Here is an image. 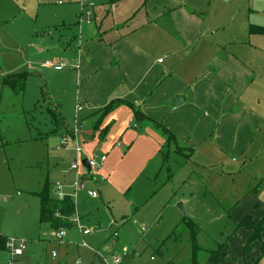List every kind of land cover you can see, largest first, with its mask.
Segmentation results:
<instances>
[{
	"label": "crops",
	"instance_id": "1",
	"mask_svg": "<svg viewBox=\"0 0 264 264\" xmlns=\"http://www.w3.org/2000/svg\"><path fill=\"white\" fill-rule=\"evenodd\" d=\"M17 1L20 5L22 0ZM51 1L30 11L27 1L20 9L11 0H0V22L12 16L31 21L27 27L16 24L13 35L0 26V190L9 185L8 173L15 172L12 144L27 142L35 152H28L27 159L35 174L39 222L48 232L44 242L35 239L27 244L20 261L83 264L79 250L88 247L81 245L80 237L86 243L93 230L83 235L87 226L78 213L98 199L108 206L125 204L134 213L161 211L176 197L172 185L191 178L194 164L205 173L222 168L229 175L251 174L233 209L237 228L217 253L220 262L210 263L245 264V245L253 232L238 229L237 224L247 216L256 223L264 221V0L242 4L238 26L223 30L229 14L224 7L214 10L220 0H93L95 6H86L82 17L81 0L61 2L53 12ZM6 4H12V16L5 15ZM47 62L61 67H47ZM40 73L49 81L45 99L41 83L38 88ZM31 97L34 108L50 105L58 118L49 108L56 127L46 132L34 128L26 117L28 135L22 140L21 135L8 134L1 123L12 114L7 108L17 100L25 113ZM77 121L84 126L82 171L89 169L87 159L92 154H108L82 190H76L77 172L71 169L78 157L71 134ZM63 139L68 146L62 145ZM119 142L122 145L117 147ZM219 174L227 176L223 171ZM57 183L73 202L70 219L77 214L81 226L63 227L62 243L55 237L60 228L42 223L38 195L49 191L56 200ZM90 191H98L99 197H92ZM0 235L15 237L1 231ZM263 242L264 232L247 254L260 258L258 264H264ZM53 252L58 253L56 258ZM2 256L0 264H7L3 245Z\"/></svg>",
	"mask_w": 264,
	"mask_h": 264
},
{
	"label": "rangeland",
	"instance_id": "2",
	"mask_svg": "<svg viewBox=\"0 0 264 264\" xmlns=\"http://www.w3.org/2000/svg\"><path fill=\"white\" fill-rule=\"evenodd\" d=\"M11 1L13 7L17 6L20 9H23V5L27 1L30 11L32 8L39 9V4L45 2V0H22L18 5L17 0ZM61 2L69 3V0L51 1L49 6L52 12L57 6H61L58 5ZM219 4L214 6V10H221V7H224L229 14V17L226 18V24L221 29H234L238 26L239 13L244 9L242 4L249 5V0H220ZM11 5L6 4V16H12L10 14L14 12ZM35 13L37 14L36 11ZM234 15L238 16L235 22L232 21ZM14 17L4 18L5 22H0V26L2 25L9 35L16 33L14 27L16 24L21 23L25 27L31 24V21L24 17ZM43 19L44 16L40 17V21ZM0 21L2 20L0 19ZM10 53L11 51L8 54ZM38 77L40 78L38 88L41 83V92L43 99H45L47 94H50L49 81L44 79L41 73ZM32 88L37 90V84ZM28 89L29 86H27ZM18 91L22 92L23 89H18ZM31 99L33 102H29V106L26 105L25 107L27 109L26 115L17 100L14 106L7 108L11 110L12 114L7 115L6 120L1 123L8 134L12 133L14 137L21 135L22 140H26L28 135L23 124L26 117L34 128H40L46 132L56 127L53 122L54 115L56 119L58 118V112L55 111V108L42 103L41 106L34 108L32 105L34 98L31 97ZM4 102H7L6 97ZM4 108L6 107L4 106ZM49 108L55 112H52L54 115ZM35 131L31 129L32 133ZM10 150L14 155V161L11 164H13L15 172L8 173L9 185L6 189L0 190V231L8 236L25 240L28 246L29 243L30 245L33 244L35 239H41V242H44L48 232L45 229L46 226H41L39 222L40 201L33 194L35 174L31 171L32 162L29 158L27 159L30 157L28 152H35L31 151V146L27 142H15ZM191 165L193 166L190 169L191 178H187L185 182L176 179L178 182L172 185L176 188V197L172 201V205L163 208L161 211L151 213L147 209H139L134 213L129 206L127 209L125 204L124 206L117 202L108 206L103 205L98 199L95 200L94 205L89 204L84 212L78 213L83 217L82 224H85L87 229L93 230L91 236L85 238L87 245H89L88 249L79 250L83 264H99L98 257L94 255L96 250L105 254L109 251L112 252L123 260L122 264H194L192 258L193 242L185 217H188V220L199 227V234L196 239L197 244L201 246L197 252L198 263L204 264L209 258V251L217 250L219 245L227 244V237L237 228L233 215L234 206L241 196L240 189L243 182L247 180V177H251V174L229 175V172L222 168L216 169L218 173L213 168L205 173L200 170L199 166ZM171 166L173 170V163ZM220 171H223L227 176H221ZM13 177L14 184L12 183ZM178 199L181 200L176 202ZM180 203H183L187 215L179 210L178 205ZM172 209H175L177 216L172 214ZM123 220L126 222L124 223ZM178 227L182 229L180 240L168 241L167 246L164 247V242ZM74 230V234L77 235L79 230L77 228ZM116 232L119 236L113 238V234ZM80 240L82 245L81 237ZM3 259H5L4 256L0 258L1 263L4 262Z\"/></svg>",
	"mask_w": 264,
	"mask_h": 264
},
{
	"label": "built area",
	"instance_id": "3",
	"mask_svg": "<svg viewBox=\"0 0 264 264\" xmlns=\"http://www.w3.org/2000/svg\"><path fill=\"white\" fill-rule=\"evenodd\" d=\"M81 6H82V10L80 13L81 14L80 17H82L83 15L82 13L86 6H90L93 8L95 6V3L93 0H81ZM46 66L47 67H55V66L58 67L59 65L53 62H47ZM78 107H79L78 108L79 112L83 110V107L81 105H79ZM83 129H84V126L82 125V123L77 121V124L71 133L72 138L76 143L75 151L76 153H78L77 159L73 162L71 166V169L77 172V179H76V182L74 183L76 190L86 189V185H87L86 182L88 181L89 176H93L94 171L100 170L108 159V154L106 153L104 154L94 153L92 154V156L88 157L87 159L89 169L86 171H82V167H83L82 157L84 155L83 147H82V141L84 138ZM68 144H69V141L67 139L62 140V145L64 147L68 146ZM121 145H122L121 142H119L117 144V147H120ZM89 193L94 198L99 197L98 191H90ZM55 194H56L57 200H64L66 198L67 195L64 191V186L62 184L57 183ZM57 217L59 218L62 216L57 214ZM68 221L74 226H76L77 228L81 229L80 218L78 217L77 214H75V216L72 219L69 218ZM91 232L92 230H88V229L82 230V233L84 236L90 235ZM65 236H66V230H64L63 227H60V229L55 234L56 239L58 240L59 243L60 242L62 243ZM118 236L119 234L117 232L113 234V238H117ZM82 245L84 247H89V245H87V243L85 242H83ZM5 248L8 252V259L6 261L7 264H23L20 261V257L23 256V254L28 248L27 243L24 240H20L15 237L7 238L6 243H5ZM96 253H97L98 260H99V264H121L123 261L119 256L114 255L110 251L107 252L106 254L100 253L99 251H96ZM57 256H58L57 252L52 253L53 258H56ZM78 263H82V261L78 260Z\"/></svg>",
	"mask_w": 264,
	"mask_h": 264
},
{
	"label": "trees",
	"instance_id": "4",
	"mask_svg": "<svg viewBox=\"0 0 264 264\" xmlns=\"http://www.w3.org/2000/svg\"><path fill=\"white\" fill-rule=\"evenodd\" d=\"M25 78L22 80V82L25 81ZM5 84H8V82H5ZM21 85H23L22 86L23 88L24 84H21ZM38 195L40 197V200H42V209H41L42 219L41 221L43 224L49 223L55 229H59L60 227H66L70 225V222L68 221V219L72 216L73 210H74L73 202L70 199L65 198L64 200H57V199L54 200L50 196L49 191H43V193H40ZM57 214L61 215L62 217L58 218ZM184 219L187 223V226L190 228V232H191V239L193 242V249H192L193 263L199 264L197 260V252L200 250L201 246L198 245L196 242L197 236L199 234V227H196L194 223L188 220V217H185ZM237 226H238V229L246 227L253 232L248 242L245 245V251H244V255L246 256L245 264H258L260 261V258L253 259L247 256V254L253 249L254 243L258 240L260 241V236L262 232H264V221L261 220L259 223H256L251 218V216H247L244 218L243 221L238 223ZM181 231H182L181 227H178L174 232H172V234L164 242L165 243L164 247L167 246L168 241L180 240ZM6 240L7 238H4L3 236L0 235V248H2V245L3 247L5 246ZM219 246L220 247L217 250H214L213 252L210 253L211 258L208 264L220 262L221 257L217 253H220L222 248L225 247V245H219ZM263 253H264V247L262 249V254Z\"/></svg>",
	"mask_w": 264,
	"mask_h": 264
},
{
	"label": "water",
	"instance_id": "5",
	"mask_svg": "<svg viewBox=\"0 0 264 264\" xmlns=\"http://www.w3.org/2000/svg\"><path fill=\"white\" fill-rule=\"evenodd\" d=\"M180 99H182V98L179 97V99H178L177 102H176L177 105H178V102L181 101ZM87 167H88V163H87ZM178 208H179V210H180L181 212H184V215H187V212L185 211V207H184L183 203H182V204L180 203V204L178 205Z\"/></svg>",
	"mask_w": 264,
	"mask_h": 264
}]
</instances>
